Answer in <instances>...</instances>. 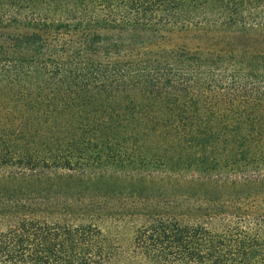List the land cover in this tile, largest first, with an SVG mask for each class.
I'll list each match as a JSON object with an SVG mask.
<instances>
[{
    "label": "trees",
    "instance_id": "16d2710c",
    "mask_svg": "<svg viewBox=\"0 0 264 264\" xmlns=\"http://www.w3.org/2000/svg\"><path fill=\"white\" fill-rule=\"evenodd\" d=\"M202 29L264 0H0V264H264V48Z\"/></svg>",
    "mask_w": 264,
    "mask_h": 264
},
{
    "label": "rangeland",
    "instance_id": "374dc122",
    "mask_svg": "<svg viewBox=\"0 0 264 264\" xmlns=\"http://www.w3.org/2000/svg\"><path fill=\"white\" fill-rule=\"evenodd\" d=\"M141 33H137L136 35H138V37L136 38L135 36H133V34L129 33V32H122V31H113V30H107L104 31V38L102 41V48L99 49V52L97 53V55L94 56H101V53L103 54V52L105 51L106 47L109 46V48L112 47L113 50H115V47H113V44H117L119 45L118 48H120L122 45L126 46V45H130V46H136L139 45L142 42H146V41H152L155 38H159L161 36H165L166 38L169 37H174L177 38V34L175 35L174 32H164V30H161V33H159L158 37L157 34H153V33H143L142 31H140ZM218 33H220V35L222 36H226V37H230L231 40H233V42L235 44H237V47L243 46L245 49L247 50H262L264 48V36H252V33L249 32H242L240 30L236 31V32H215L213 30H207V29H202V30H194L193 32H191L188 36L191 39H196V38H201V37H217ZM156 35V37H155ZM180 36H183V33L179 34ZM250 37V38H249ZM261 44H263V47H260ZM117 48V47H116ZM35 50V48H30L29 50H23L26 53H32ZM49 51H46V53ZM252 52V51H251Z\"/></svg>",
    "mask_w": 264,
    "mask_h": 264
}]
</instances>
